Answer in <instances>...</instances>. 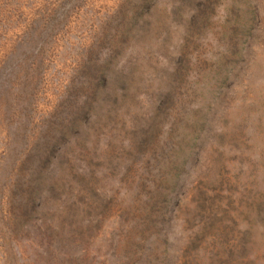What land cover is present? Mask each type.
<instances>
[{"label":"rangeland","instance_id":"374dc122","mask_svg":"<svg viewBox=\"0 0 264 264\" xmlns=\"http://www.w3.org/2000/svg\"><path fill=\"white\" fill-rule=\"evenodd\" d=\"M0 264H264V0H0Z\"/></svg>","mask_w":264,"mask_h":264}]
</instances>
